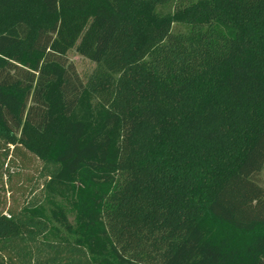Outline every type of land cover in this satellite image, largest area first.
<instances>
[{"label": "trees", "instance_id": "obj_1", "mask_svg": "<svg viewBox=\"0 0 264 264\" xmlns=\"http://www.w3.org/2000/svg\"><path fill=\"white\" fill-rule=\"evenodd\" d=\"M2 149L45 184L0 264H264V0H0Z\"/></svg>", "mask_w": 264, "mask_h": 264}, {"label": "rangeland", "instance_id": "obj_2", "mask_svg": "<svg viewBox=\"0 0 264 264\" xmlns=\"http://www.w3.org/2000/svg\"><path fill=\"white\" fill-rule=\"evenodd\" d=\"M87 25V21H64L61 30L55 36L52 50L64 54L68 61L74 65L82 81L89 85L97 70V64L82 57L77 52V45ZM175 28L186 30L178 25ZM4 152L2 149L0 155L2 161H4L2 155ZM5 160L0 177V212L9 209L20 210L31 199L41 198L44 195L45 179L41 174L42 164L36 157L21 149V151H15L12 156ZM258 179L264 186V170ZM62 205L76 228L75 212L66 203H62Z\"/></svg>", "mask_w": 264, "mask_h": 264}]
</instances>
